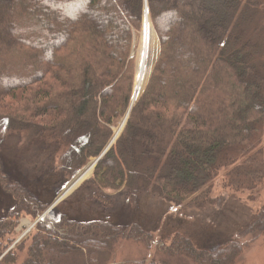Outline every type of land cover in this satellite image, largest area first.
<instances>
[{"label": "trees", "instance_id": "obj_1", "mask_svg": "<svg viewBox=\"0 0 264 264\" xmlns=\"http://www.w3.org/2000/svg\"><path fill=\"white\" fill-rule=\"evenodd\" d=\"M263 2L146 0L158 56L120 136L85 183L131 198L149 191L191 208L224 205L214 194L221 174L220 191L255 194L264 179V72L246 26ZM143 13L144 0H0V119L54 144L66 179L100 155L130 106L132 36ZM257 161L255 170L241 168ZM0 186L15 201L0 219V264H117L110 254L122 240L156 257L121 264H167V257L234 264L239 239L264 234V204L215 251L180 234L155 241L137 224L57 218L50 210L7 251L19 220H35L50 204L11 180L1 157Z\"/></svg>", "mask_w": 264, "mask_h": 264}, {"label": "rangeland", "instance_id": "obj_2", "mask_svg": "<svg viewBox=\"0 0 264 264\" xmlns=\"http://www.w3.org/2000/svg\"><path fill=\"white\" fill-rule=\"evenodd\" d=\"M251 14L246 31L248 36L254 37L262 50L258 57L264 72V2L255 13ZM142 25L139 31H133L132 36L130 57L134 63V77ZM155 37L156 53L152 68L159 50L156 34ZM120 121L112 127V132ZM8 123V120L0 119V157L5 172L11 180L21 183L37 199L46 204H54L50 210L57 218L66 216L76 221H109L123 227L137 224L149 232L155 241H168L175 234H180L187 237L197 249L215 251L245 229L264 204V187H261L264 185V179L255 194L250 196V192L236 193L230 189L220 191L223 181L221 174L215 182L214 194L223 196L224 205L191 208L176 207L149 191H143L131 198L125 190L117 193L95 190L91 184L85 183L92 177L94 168L88 178L56 201L82 168L70 179H66L65 172L60 169L61 151L54 144L41 143L42 141L38 139L39 135H34L32 132L12 130ZM251 151L253 153V150ZM94 159H90L87 164ZM237 163L241 164L239 161ZM259 164L257 161L241 168H246L247 171L255 170ZM14 205L13 196L0 186V219L6 218ZM37 219L32 221L22 217L19 220L15 228V239L9 248H15L33 232L36 225L34 222ZM23 221L33 224L28 232ZM239 240L244 243V248L234 264H264V234L249 233ZM110 256L111 262L121 264L143 258L150 260L155 258L156 254L153 248H146L141 243L122 240L114 247ZM167 259V264H193L184 257H167Z\"/></svg>", "mask_w": 264, "mask_h": 264}, {"label": "bare ground", "instance_id": "obj_3", "mask_svg": "<svg viewBox=\"0 0 264 264\" xmlns=\"http://www.w3.org/2000/svg\"><path fill=\"white\" fill-rule=\"evenodd\" d=\"M142 24L143 25H142V31H141L140 50H139L137 62H136V73L134 77V87H133V93L131 97V102L134 104L136 103V101L138 100V98L140 97V95L142 94L146 86V83L149 78V74L151 73V70H152L153 59L156 53V51H154V48L156 46V41H155L156 37H155V32L152 28V25L149 19L148 12L143 13ZM123 118L119 122L118 126L113 128V133L111 137L112 140L110 144L114 143V141L118 139V137L120 136L122 132V129H124L123 127H125L124 126L125 118L124 119ZM93 168L94 166H93V161H92L84 170L80 172L79 176L76 177L72 185L69 188H67V191L64 193V196L68 194L69 192H71L83 180L88 178L90 174L92 173ZM23 225L26 227V232H28L30 228H32V224L27 221H23Z\"/></svg>", "mask_w": 264, "mask_h": 264}, {"label": "water", "instance_id": "obj_4", "mask_svg": "<svg viewBox=\"0 0 264 264\" xmlns=\"http://www.w3.org/2000/svg\"><path fill=\"white\" fill-rule=\"evenodd\" d=\"M144 12H148V10H147V3H146V0H144ZM150 75V74H149ZM133 105H134V103H132V102H130V106H129V108H128V110H127V112H126V114H125V116H124V118H125V124H126V121H127V119H128V116H129V113H130V110H131V108L133 107ZM123 118V119H124ZM125 124H124V126H125ZM124 128V127H123ZM123 130V129H122ZM111 140L112 139H110V141L108 142V144L105 146V148L103 149V151L100 153V155L97 157V158H95L94 160H93V166L95 167V165L97 164V162L103 157V155L110 149V147L116 142V140L114 141V143H112V144H110V142H111ZM90 164V163H89ZM89 164H87V165H85L75 176H74V178L67 184V186L64 188V190L62 191V193L60 194V196L57 198V200L58 199H60L61 197H63L64 196V193L67 191V188H69L71 185H72V183H73V181L76 179V177H78L79 176V174H80V172L82 171V170H84ZM56 200V201H57ZM54 204H52V205H50L48 208H47V210L41 215V216H39L38 217V219H37V221L36 222H34V224L35 223H37L44 215H46L49 211H50V209L52 208V206H53ZM33 225V224H32ZM11 248H9V250H10Z\"/></svg>", "mask_w": 264, "mask_h": 264}]
</instances>
